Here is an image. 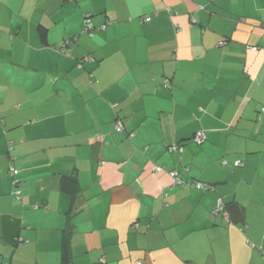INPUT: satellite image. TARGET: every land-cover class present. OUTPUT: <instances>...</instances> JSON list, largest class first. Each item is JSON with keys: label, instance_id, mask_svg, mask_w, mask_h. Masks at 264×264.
Listing matches in <instances>:
<instances>
[{"label": "crops", "instance_id": "crops-1", "mask_svg": "<svg viewBox=\"0 0 264 264\" xmlns=\"http://www.w3.org/2000/svg\"><path fill=\"white\" fill-rule=\"evenodd\" d=\"M68 233L71 264H264V0H0V264Z\"/></svg>", "mask_w": 264, "mask_h": 264}, {"label": "built area", "instance_id": "built-area-1", "mask_svg": "<svg viewBox=\"0 0 264 264\" xmlns=\"http://www.w3.org/2000/svg\"><path fill=\"white\" fill-rule=\"evenodd\" d=\"M149 19H150L149 16H146V17H145V20H149ZM86 26H87V29H91V28H92V24L90 23V20H89V19H87V21H86ZM115 127L117 128V130H122V129H123V124H122V122H121L120 119H118V120L115 122ZM204 138H205V134H204V132H202V131H199V132L195 135V140H196L197 142H201V141H203ZM171 149H172V150H177V149H178V150H182V147L179 146L178 144H174V145L171 146ZM11 171H12V173H13L14 175H16V174L18 173V169L15 168V167H12V168H11ZM171 174H172V176L175 178V180H177L180 184H182V181H181L180 178H179V173H178L176 170L172 171ZM15 183H16V184L20 183V182H19V179H15ZM188 185H190V184H188ZM188 185H186V186H188ZM192 185H193V186H198V187H206V186L208 187V185H205L204 183L191 184L190 186H192ZM19 192H20V191H17L16 193L18 194ZM222 210H224V205H223L222 202L220 201L218 207L216 208V213L219 212V211H222ZM137 264H140V262H137Z\"/></svg>", "mask_w": 264, "mask_h": 264}, {"label": "trees", "instance_id": "trees-1", "mask_svg": "<svg viewBox=\"0 0 264 264\" xmlns=\"http://www.w3.org/2000/svg\"><path fill=\"white\" fill-rule=\"evenodd\" d=\"M103 27H105V25H103L101 28H103ZM39 31H40L41 38L43 40H46L45 38H46V35H47V29L44 26L41 25L39 27ZM87 31H90V30L88 29ZM67 41H69V42H67V44H72V42H73V40H71V41L70 40H67ZM15 179H16V177L14 175V177H13V184L19 185L20 183H18V184L15 183ZM19 182H20V180H19ZM65 187L69 191H72L71 188H73V189L76 188V181L67 177L65 179ZM69 237H70L69 236V233L67 235H65V237H64V243H63V263L62 264H71V262H72V255H71V252H70V238Z\"/></svg>", "mask_w": 264, "mask_h": 264}]
</instances>
